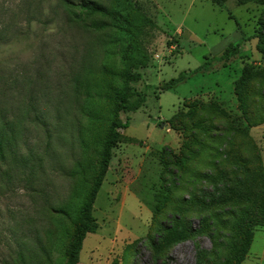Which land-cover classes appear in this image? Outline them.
Returning a JSON list of instances; mask_svg holds the SVG:
<instances>
[{
    "label": "rangeland",
    "instance_id": "374dc122",
    "mask_svg": "<svg viewBox=\"0 0 264 264\" xmlns=\"http://www.w3.org/2000/svg\"><path fill=\"white\" fill-rule=\"evenodd\" d=\"M84 1L105 11L87 10ZM240 29L246 37L264 33V7L234 0H0V134L7 132L0 264H65L114 119L116 87L142 91L146 100L120 115L130 124L94 204L99 227L73 264H236L242 239L252 234L242 264H264V77L249 81L245 104L234 88L246 63L264 69L259 38L244 41L226 66L217 59L242 40ZM122 71L141 78L125 81ZM208 103L219 104L220 115L204 111ZM177 113L182 118L172 120ZM166 149L177 160L169 167L160 159ZM185 163L190 171L178 172ZM197 170L209 178L195 180ZM194 195L207 206L177 209L194 204ZM179 214L184 235L173 241L178 227L171 231V245L156 259L151 237ZM203 218L210 228H202Z\"/></svg>",
    "mask_w": 264,
    "mask_h": 264
},
{
    "label": "trees",
    "instance_id": "16d2710c",
    "mask_svg": "<svg viewBox=\"0 0 264 264\" xmlns=\"http://www.w3.org/2000/svg\"><path fill=\"white\" fill-rule=\"evenodd\" d=\"M210 1L217 6H224L229 0H210ZM234 1L239 5H247L250 3H254L257 5H262L264 7V0H234ZM80 5L82 7H85V9L93 11V12L94 11H105L104 8H102L96 2H93V1H89L88 3L84 1ZM240 31L242 33V40L237 43H229L225 47L222 54L217 57L219 61L223 62L224 66H226V64L231 59L234 53L241 51L243 49L244 41L251 40L252 38H255V37L259 38V43L257 44V50L264 54V48L261 46V41L264 38V33H259V35L246 37V35L243 33V30L240 29ZM203 68L204 66L201 65L198 68L190 72H186V71L181 72L177 77L172 78L169 81L165 82V84L162 87L163 90L176 86L179 82L185 80L191 74L201 71ZM113 73L117 74L116 72H113ZM118 75H120L125 81L141 78V75L139 72L122 71ZM256 76L264 77V69L259 66H254L251 63L250 64L246 63L242 68L241 75L234 82L235 94L237 95L238 99L243 104L247 102L248 83L253 77H256ZM111 99L114 104V119L112 120V123L109 126L108 131L106 133L105 143H104V147H103V151L101 155L100 167H99L97 176L92 184V187L89 190L87 197L85 199V202L83 204L81 214H80V219L72 235V240H71V244H70V247L67 253V259H66L65 264H73L74 262L78 261L79 254H80V251L83 246V242L87 234L95 232L97 228L99 227V224L95 216L93 215L94 204L97 199L98 193L102 187L104 179L106 177L107 171L109 169V166H110V163L113 157V149L122 137L121 130L126 129L130 124L129 119H126L125 121H123L120 115L121 113H127L130 111L139 109L145 102L146 96H145V93L142 91L127 92L124 87H116L114 89L113 95L111 96ZM203 110L208 113H212L218 116L220 115L221 108L219 107V104L213 105L211 103L210 104L208 103L203 106ZM181 116L183 115H180L178 113L174 114L172 117V120H180L182 118ZM5 138H7V132H2L0 134V157H5L4 149H3ZM8 139L10 142L12 141V134H8ZM191 151H193V153H195L196 155L199 154V149L197 148L196 149L191 148ZM198 158L199 157H195V159H198ZM160 159L165 165L164 167H169L177 161L175 154L173 153V150H170V149H166L165 151H163V153L160 155ZM189 166L190 165L186 163L184 164V166H181V164H179L177 170L179 172L181 171V169H183L184 172H188L190 171ZM178 172L173 173V174L177 175V177L179 176L180 178V174H178ZM193 177L195 180L196 179L206 180L209 178L206 172H202L200 170L195 171V173L193 174ZM168 191L170 192V190ZM187 201L188 202L184 205H177V209L179 211L182 210L186 212L189 209H191L190 207L193 208V205H196L197 203L198 204L206 203L205 201H202V199H200L197 195H194V199H192L194 204H190V200H187ZM183 203L184 201L181 204ZM207 204L208 202L205 205L207 206ZM198 207H201V206L198 205L197 208ZM218 215L219 213L216 212L214 216H218ZM181 218H182L181 214H179V216H175L174 218L171 219L172 222L173 221L175 222V225L171 224V226H166L163 228V231H160L158 233L157 237H151L150 244L152 248V254L153 256L154 255L157 256L156 259H159L163 251L171 245L172 240H170L171 237L169 236L170 235L169 233H171V231H173L176 227H178L176 226L177 224H180V223L184 224L185 221ZM202 220H203L202 224L204 225L202 228L211 227L207 219L203 218ZM189 230L192 231V234L193 232L195 233L199 231L198 228H192V227L189 228ZM175 233L176 234L174 236L173 241L180 239L182 235H184L182 234L180 227L177 228V231H175ZM253 238L254 236L252 234V236L246 235L242 239V242H241L242 246L237 251L236 264H241L242 261L247 257L250 247L253 242ZM218 259L220 260L219 257Z\"/></svg>",
    "mask_w": 264,
    "mask_h": 264
},
{
    "label": "crops",
    "instance_id": "0c3cea01",
    "mask_svg": "<svg viewBox=\"0 0 264 264\" xmlns=\"http://www.w3.org/2000/svg\"><path fill=\"white\" fill-rule=\"evenodd\" d=\"M240 35H241V34H240ZM239 37H240V36H239ZM245 259H246V258H245ZM245 259H244V260H245ZM244 260H243V261H244ZM243 261H242V263H243ZM242 263H241V264H242Z\"/></svg>",
    "mask_w": 264,
    "mask_h": 264
}]
</instances>
